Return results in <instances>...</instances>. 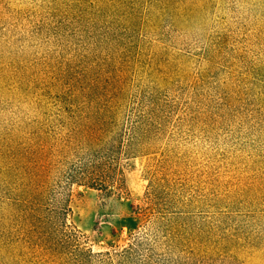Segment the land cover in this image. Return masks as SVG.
I'll return each mask as SVG.
<instances>
[{
    "label": "rangeland",
    "instance_id": "374dc122",
    "mask_svg": "<svg viewBox=\"0 0 264 264\" xmlns=\"http://www.w3.org/2000/svg\"><path fill=\"white\" fill-rule=\"evenodd\" d=\"M0 264H264V0H0Z\"/></svg>",
    "mask_w": 264,
    "mask_h": 264
}]
</instances>
